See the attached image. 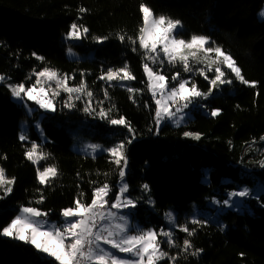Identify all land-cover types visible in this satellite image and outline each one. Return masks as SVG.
<instances>
[{"label":"trees","instance_id":"1","mask_svg":"<svg viewBox=\"0 0 264 264\" xmlns=\"http://www.w3.org/2000/svg\"><path fill=\"white\" fill-rule=\"evenodd\" d=\"M141 2L157 16L180 20L178 37H211L233 56L245 79L256 82L255 87L229 76L232 84L201 100L209 113L219 109L217 116L199 109L181 125L165 123L157 128L155 101L143 67L149 61L138 44L127 38L121 42L117 37L118 33L136 36L142 23ZM263 5L264 0H0V75L14 83L26 81L28 87L35 82L33 70L49 66L68 74L71 85L83 79L94 93L97 111L111 108L109 116H123L135 129L133 139L126 127L84 112L81 100L76 101L75 108L60 104L54 113L44 116L45 142L34 130L29 140L21 141L24 108L7 85L0 83V167L7 178H15L11 193L4 195L0 189V228L19 213L21 206L39 207L48 213L46 218L60 220L62 209L74 206L80 192L90 203L93 181L97 185L106 181L114 191L118 189L119 166L107 152L91 156L73 149V134L78 131L107 148L131 139L125 180L130 195L140 198L132 212L134 219L145 228L159 230L171 208L178 225L188 223L196 228L190 237L180 227L175 230L180 247L188 238L194 249H202L196 256L181 253L176 264H264V193L259 194V201L247 198L248 208L243 211L221 212L213 206L233 189L264 184V169L257 164L264 159V141L259 139L264 136V19L258 17ZM81 8L87 11L80 12ZM73 22L89 29L77 42L65 39ZM104 36L109 38L100 42L94 39ZM69 46L81 54L78 59L68 57ZM125 63L134 80L120 86L99 79L103 71ZM151 67L164 74L171 85L177 83L172 80L174 72L183 70L180 63H152ZM190 76L182 73L180 79ZM192 82L202 91L211 87L198 73L191 76ZM128 88L140 91L130 93ZM185 131L200 133L201 138L185 137ZM32 141L46 156L38 164L25 156ZM50 165L57 167L59 175L42 185L37 170ZM143 184L149 185V192H143ZM41 195L44 200L37 203ZM149 196L153 203L148 202ZM194 204L206 209V216L199 218L207 221L203 226L191 224L189 214ZM180 247L171 248L170 255H176ZM0 264L57 262L30 244L0 235Z\"/></svg>","mask_w":264,"mask_h":264},{"label":"snow or ice","instance_id":"2","mask_svg":"<svg viewBox=\"0 0 264 264\" xmlns=\"http://www.w3.org/2000/svg\"><path fill=\"white\" fill-rule=\"evenodd\" d=\"M87 9L81 8L80 12H86ZM139 11L142 14V23L138 28L135 37L118 33V39L123 42L131 41L133 45L138 44L139 49L144 50V58L153 64L159 63L161 66L164 59L169 64L180 63L184 72H197L209 80L211 87L207 93L201 92L196 83L192 82L188 87L189 80L180 79V73L177 72L173 81L176 85L170 86L166 76L153 71L148 63H144V71L148 77V90L152 93L155 100V123L159 128L162 121L172 120L179 125L183 121V110L188 108L198 97H207L211 94L213 88H218L224 84H232L233 79L244 85L255 87V81L245 79L241 68L238 66L233 56L221 46L215 44L211 37L206 35L193 34L189 39L177 38L174 34L181 26L180 20H175L164 15H154L152 9L145 3L141 2ZM89 33L87 27H83L73 22L68 31V39H82ZM109 37H94L98 42L107 40ZM133 51H137L133 47ZM71 53V49L68 50ZM202 54V55H201ZM35 55V53L33 54ZM43 60V57H37ZM191 61V63H190ZM194 64H202L203 67L193 68ZM208 73H211L209 78ZM35 83L26 87V81L19 83H8L11 95L23 104L27 112L31 114L34 109L29 107L27 101L34 102L39 109L54 112L57 110L56 98L61 92L67 94L63 101V107L75 108L76 101H84L83 111L89 115L95 114L101 119H107L111 125H120L128 129L135 138V129L131 128L123 116L113 118L109 116L111 108L105 109L93 107L94 93L88 88L86 81L81 79L78 85H69L72 79L68 74H60L57 70L45 66L41 70H33ZM6 77L0 75V82L5 81ZM106 80L109 84L112 82L120 83L134 80L135 77L125 63L120 68H108L103 71L99 77ZM27 80H31L28 77ZM52 82L55 88H52ZM47 84V87L44 85ZM130 93L140 91L138 89L128 88ZM107 96V89H105ZM102 104L103 102H98ZM219 109H213L210 115L217 116ZM39 127V122H37ZM185 137H191L195 140L201 138L200 133L185 131ZM21 141H27L29 137L26 130L22 129L19 136ZM46 139V137L44 138ZM264 141V136L259 138ZM131 139L121 140L113 146L104 149L110 156L112 162L119 166L118 175L120 178L119 187L113 190L108 182L99 185L92 182V194L90 203L84 201L85 194L80 192L74 201V206L65 207L61 211L62 222L50 223L45 217L47 212H42L39 207L21 206L19 213L0 228V235L15 240L22 241L32 245L36 250L54 258L57 264H176L177 256L181 253L198 255L202 249H194L191 240L185 238L182 247H180L174 237L171 227H161L159 230L153 227H141L130 221L128 214H121V209L135 208L140 198H134L130 195L129 184L125 181L127 159V144ZM255 143V140L252 141ZM40 146L31 142V147L25 151L27 159L36 163L38 159H45L43 153H38ZM93 152L100 149V145L89 146ZM260 168L264 169V159L257 161ZM39 183L47 184L51 179L59 175L55 165L44 167L42 171L37 170ZM15 178H7L5 169L0 167V189L4 195L13 191L12 185ZM143 192L150 191L148 184L141 185ZM264 191V185L254 195L253 189L244 186L233 189L227 193V198L222 201H214L228 207L241 208L245 198H256L259 201V192ZM239 198V199H235ZM44 197L41 195L37 203H41ZM149 203H153L149 196ZM264 206V204H262ZM165 219L170 226H178L187 234L188 237L196 232V228H190L188 223L178 225L176 217L172 212H166ZM206 220L193 219L191 224H206ZM164 238V239H162ZM167 244L168 247H180L176 255H170L161 245ZM124 254V255H121Z\"/></svg>","mask_w":264,"mask_h":264},{"label":"rangeland","instance_id":"3","mask_svg":"<svg viewBox=\"0 0 264 264\" xmlns=\"http://www.w3.org/2000/svg\"><path fill=\"white\" fill-rule=\"evenodd\" d=\"M154 15H155V14H154ZM258 17H259L260 19H264V5H263V7L259 10V12H258ZM181 29H182V24H181V26L179 27V29L177 30V32H178L179 30H181ZM177 32L174 33V34L177 36V38H180V37H178ZM65 39H66V40H69V41H75V42L81 40V39H78V40L68 39V38H67V35L65 36ZM69 49L72 50L71 53H69V51H67V53H68V57H69L70 59H78V58L81 56V54H80L78 51H76L75 48H74L73 46H69L68 50H69ZM201 55H202V54H201ZM161 59H164V63H163V65H164L165 62H167V59H166V58H163L162 55H161ZM167 63H168V62H167ZM190 63H191V61H190ZM151 64H152V62L149 61V62H148V65H149L150 68H152V67H151ZM175 64H178V63H175ZM203 66H204V65H202V64H199V65H198V64H194V63H193V68H194V69H195V68H198V67H203ZM152 69H153V68H152ZM153 71H155V70L153 69ZM155 72H157V71H155ZM177 72H179L180 74H182V73H187V74H190L191 76H193L194 74L197 73V72H195V71H193V72H184L183 70H182V71L177 70L176 72H174L173 76H174ZM59 73H60V72H59ZM158 73H159V74H162V73H160V72H158ZM60 74H62V73H60ZM146 75H147V74H146ZM162 75H164V74H162ZM208 75H209V78H211V75H212V74H211V73H208ZM164 76H165V75H164ZM191 76L188 77V78L185 79V80H189V81H190V80H191ZM229 76H231V75H229ZM5 77H6V76H5ZM203 77H204V76H203ZM208 81H209V80H208ZM0 83H5V84L7 85L8 83H14V82H12V81H8V80H7V77H6L5 81L0 82ZM34 83H35V82H34ZM123 83H125V82H123ZM69 85L71 86L70 80H69ZM174 85H175V84H174ZM174 85H171V84H170V86H174ZM196 85H197V84H196ZM224 85H225V84H224ZM224 85H221V86H219L218 88H213L211 94H209L207 97H213L217 92H220V91H221V88H222ZM44 86L47 87V84H45ZM188 87H191V83L188 84ZM197 87H198V85H197ZM52 88H55V83H54V82H52ZM198 89H199L201 92H205V93H207V92L209 91V90L202 91L199 87H198ZM150 92H151V91H150ZM151 94H152V93H151ZM13 98H14V97H13ZM66 98H67V94L61 92V95H60L59 97L56 98V103H57V105H60V104L63 105V101H64V99H66ZM203 99H204V97H198V98H196L191 104H189L188 108H185V109L183 110V121H182V123H180L179 125L185 123L189 118L193 117L194 112H195L196 110L201 109L204 113H206V114H210L209 111L206 110V109L203 107L204 105L201 104V100H203ZM14 100H16V99L14 98ZM16 101H17V100H16ZM154 101H155V100H154ZM17 102H18V101H17ZM18 103L22 104L21 102H18ZM27 104H28L29 107L33 108L34 111H33L31 114H29V113L27 112V109H26V108L23 106V104H22V106H23V108H24V111H25V116L20 120V128H21V131H22V129L26 130V134H27V136H28L29 139H30V134H31L32 131L34 130V131L40 136V138H41V142L43 143V142L46 141V139H44L46 136H45V134H44V129H43V126H42V120H43L44 116H45L47 113H54L55 111H54V112H51V111H45V110H43V109H39V107H38L34 102H32V101H27ZM130 106H134V104H133V103H130ZM37 122H39V127H37ZM165 123H170V124H172V125H174V126H178V125L175 124L172 120H165V121H162V122H161L159 128H160L162 125H164ZM21 131H20V134H21ZM73 136H74V143H73L72 147H73L74 150H76V151H78V152H82V153H85V154H87V155H91V156H96V155H98V154H100V153L106 152L104 149H107V147H106L103 143H99V142H97V141H95V140H92L90 137L85 136V135H83V134H80L78 131H77L76 133H74ZM29 139H28V140H29ZM93 144L100 145L101 148L98 149V150H96L95 152H93V150L89 147L90 145H93ZM38 153H40V152L38 151ZM40 161H41V159H38V161H37L35 164H38ZM32 162H33V161H32ZM125 177H126V176H125ZM124 179H125V178H124ZM125 181H126V180H125ZM119 183H120V179H119V182H118V187H119ZM261 185H264V184H263L262 182H260L259 184H257V185L255 186V188H253L254 195H255V193L257 192V190L260 189ZM1 190H2V189H1ZM261 193H264V191L259 192V194H261ZM235 199H239V198H235ZM246 200H247V198H245L243 206H242L241 208H239V209L236 208V207H228V206H224V205H222V204H217V203H213V206H216L217 209H218V211H221V212H222V211L229 210V209L237 210V211H243L244 209H247V208H248V204H247ZM25 207H27V206H25ZM133 210H134V208H132V209H130V210H128V209H121L120 212H121V214H128L129 219H130V221H131L132 223H134V224H138V225H140L141 227H144V226H143L138 220L134 219V217H133V213H132ZM167 212H172V213L174 214V216L176 217V222H177V215H176L175 211H174L173 209L170 208V210L167 211ZM189 216H190V220H191V221H192L193 219H199V218L202 217V216H206V209H205V208H201V207H199L197 204H194L193 209H192V211L190 212ZM45 219H47L50 223H53V222H54V223L59 224V223L62 222V217H61L60 220H53V219H49V218H46V217H45ZM177 224H178V223H177ZM169 227H171V230L173 231V233H174V237H175V230L178 228V226H170V225L168 224L167 220L165 219V225H164V228L167 229V228H169ZM153 228H154V227H153ZM162 239H164V238H162ZM161 247H162L165 251H167V252H169V250L171 249L170 247H168L167 244H163V243H162ZM169 254H170V252H169ZM45 255H46V254H45ZM121 255H124V254H121Z\"/></svg>","mask_w":264,"mask_h":264}]
</instances>
